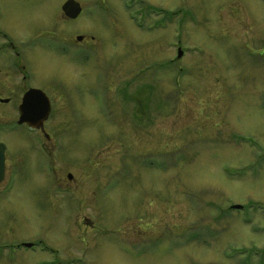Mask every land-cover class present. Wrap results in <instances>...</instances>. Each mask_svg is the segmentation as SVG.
I'll return each mask as SVG.
<instances>
[{"label": "rangeland", "instance_id": "1", "mask_svg": "<svg viewBox=\"0 0 264 264\" xmlns=\"http://www.w3.org/2000/svg\"><path fill=\"white\" fill-rule=\"evenodd\" d=\"M66 1L0 0V264H264V0Z\"/></svg>", "mask_w": 264, "mask_h": 264}, {"label": "water", "instance_id": "2", "mask_svg": "<svg viewBox=\"0 0 264 264\" xmlns=\"http://www.w3.org/2000/svg\"><path fill=\"white\" fill-rule=\"evenodd\" d=\"M64 15L69 19H76L82 12L81 4L76 0H67L62 5ZM77 40H83V36H77ZM182 53H179L181 56ZM8 102V99L2 100ZM20 117L19 124L28 123L34 128H41L43 123L49 119L51 114V101L47 94L39 88H30L25 92L22 102L19 106ZM6 149L7 145L0 142V184L5 179L6 171ZM72 179L71 174L68 175ZM234 208H241L240 205H235ZM26 246H31L27 244Z\"/></svg>", "mask_w": 264, "mask_h": 264}, {"label": "flooded vegetation", "instance_id": "3", "mask_svg": "<svg viewBox=\"0 0 264 264\" xmlns=\"http://www.w3.org/2000/svg\"><path fill=\"white\" fill-rule=\"evenodd\" d=\"M3 34H2V32H0V37L2 36ZM5 43H6V47L4 46V47H2V46H0V52H2L3 51V53H4V51L6 52V53H4V54H9V52H10V49H12V44L13 43H11L9 40H7V36H5ZM10 40H13V39H10ZM21 51H17V53H16V57L17 58H20V56H21V53H20ZM16 59V58H15ZM14 61L16 62V66H14L13 64H14ZM5 62H7L6 63V66L8 65L9 67L8 68H10V69H13L14 67L17 69V70H20V72L24 69V66H22V68L20 69V67H19V62L17 61V59L16 60H14L13 58H12V56H7V60L5 61ZM4 64V63H3ZM39 88V87H38ZM29 89V88H28ZM27 89V90H28ZM27 90H25V92L27 91ZM24 92V93H25ZM24 93L22 94V98H21V100L23 99V95H24ZM2 100H4V99H2V98H0V102L1 103H7V102H3ZM8 102H9V100H8ZM28 242H31V241H27V242H25V241H23V242H20V243H18V244H14V246H16V247H19V248H25L26 250H35V249H37L38 248V242L36 241V242H33L32 241V243H33V246H31V247H26L25 246V244L26 243H28Z\"/></svg>", "mask_w": 264, "mask_h": 264}, {"label": "bare ground", "instance_id": "4", "mask_svg": "<svg viewBox=\"0 0 264 264\" xmlns=\"http://www.w3.org/2000/svg\"><path fill=\"white\" fill-rule=\"evenodd\" d=\"M1 56V55H0Z\"/></svg>", "mask_w": 264, "mask_h": 264}]
</instances>
